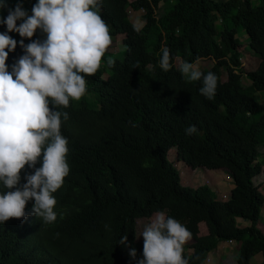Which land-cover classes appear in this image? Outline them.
<instances>
[{"label":"trees","instance_id":"trees-1","mask_svg":"<svg viewBox=\"0 0 264 264\" xmlns=\"http://www.w3.org/2000/svg\"><path fill=\"white\" fill-rule=\"evenodd\" d=\"M161 1L168 11L153 0H14L21 13L0 3V264H204L230 241L235 264L264 257V0ZM242 33L255 72L242 67ZM118 35L125 49L110 59L105 38ZM204 59L215 66L195 72ZM172 149L191 169L230 173L228 200L184 186ZM157 213L164 222L141 238L139 221ZM191 214L205 236L183 229Z\"/></svg>","mask_w":264,"mask_h":264},{"label":"rangeland","instance_id":"rangeland-1","mask_svg":"<svg viewBox=\"0 0 264 264\" xmlns=\"http://www.w3.org/2000/svg\"><path fill=\"white\" fill-rule=\"evenodd\" d=\"M175 1L176 0H174V2ZM153 2H156L158 6L165 11H168L169 5L172 4V2H170L168 3L169 5H167V3H164L161 0H153ZM0 3H2V6L5 10L11 11L15 9V10H18L20 13L22 12L18 8V6L14 3V0H0ZM129 12L131 16V21L138 28H141L143 26V20H142V17H140L142 14L133 12L131 8L129 9ZM70 21L71 20L69 19L65 24L69 25ZM123 39H124V36L122 35H118L116 37H106L105 38V41L107 42L108 47H109V52L111 53L110 59H115L117 57L122 58L121 53L125 49L123 45ZM236 39L238 40V43H239V57H240V61L242 63V67L244 71L246 73L255 72L261 63V60L257 58L254 52L250 49L247 35L245 33H242L238 35ZM214 66H215L214 61L210 59H204V60L197 62L193 66V70L198 73L204 70H210ZM220 71H221V79L226 81L227 72L225 71L224 68H222ZM105 78H107V76H105ZM244 82L247 83V80H245ZM256 97L260 103H264V92L258 93ZM169 160L173 163L175 168L180 172L181 182L186 187L197 189L198 187H201V186H208L209 188H211V191H213L217 197L218 192H220L219 194L228 193L230 191V188L233 185V181H232L233 178L230 175V173H228L227 171L217 170L212 167L213 165L208 164V165H203L201 168L191 169L189 166H187L185 162H183L181 159L180 160L178 159L176 149H172L169 152ZM260 162L261 164L263 163V167H264V158L260 159ZM207 163H210V162L207 161ZM225 172L227 174H225ZM262 184L263 182L259 181V183L255 185L259 188ZM221 196H222V200L224 201L223 195ZM262 215H263V222H264V206L262 207ZM240 218L244 220L243 217H240ZM164 219H165V215L160 214V213L155 214L149 219H141L139 221V224L141 226V229H140L141 238H145L146 233L149 231V229L152 230L160 226L164 222ZM238 224L242 225L244 224V222L238 223ZM233 225H235V223H233ZM183 229H188L189 231L195 230L199 236H202L204 233L207 234V227L205 223L200 220L198 221V218L194 217V215L192 214L190 215V219L188 220V222L183 225ZM191 238L192 237L188 239L187 237L183 236L179 238L176 242H173L171 244V247L173 249L186 248ZM222 249L220 248V250L226 253L227 257H225L224 259L221 257L222 260H220V263H218L219 259L216 260V263L217 264H235L234 257L236 256L238 245L236 243L232 244V243L226 242L225 246H223ZM216 252L217 251H215V253ZM262 258H263L262 255H257L255 257L256 260H254L252 264H262L263 263ZM205 263L211 264L210 261H206Z\"/></svg>","mask_w":264,"mask_h":264},{"label":"crops","instance_id":"crops-1","mask_svg":"<svg viewBox=\"0 0 264 264\" xmlns=\"http://www.w3.org/2000/svg\"><path fill=\"white\" fill-rule=\"evenodd\" d=\"M263 161V160H262ZM217 170H222V171H226V170H223V169H217ZM225 174H227L226 172H225ZM233 181V180H232ZM256 181H257V183H259V181L261 182H263V184L258 188L256 185H255V187L261 192V193H263L264 194V173H262V174H260L259 176H257L255 179H254V184H257L256 183ZM208 189H210L211 190V188H209L208 186H206ZM234 188V182H233V185H232V187L230 188V191L228 192V193H222V194H219L220 192H218V195H217V199H218V201H223L222 200V196L221 195H230V192L232 191V189ZM264 206V205H263ZM232 218V220H233V223H235V227H239V228H244V227H248V226H250V222L247 220V219H245L244 217V220L243 219H241L240 217H242L241 215H232V216H229V218ZM244 222V224H242V225H240V224H238V223H243ZM258 227H259V229H261L263 232H264V222H263V215H262V218H261V220H260V222H259V224H258ZM206 235V233H204L202 236H205ZM233 243H236V242H233ZM232 243V244H233ZM225 244H226V242H221L219 245H218V248L215 250V251H217L218 252V254H217V252L215 253V251L214 252H211L209 255H208V259L206 260V261H210L211 262V264H217L216 263V260H218L219 259V262L218 263H220V260H222V258L224 259L225 257H227L226 256V253H224V251H222L223 249V246H225ZM237 244V243H236ZM220 248L222 249V250H220ZM219 250H220V252H219ZM236 254H237V252H236ZM259 255H262V254H259ZM222 257V258H221ZM259 257V256H258ZM254 260H256L255 259V257L251 260V264H252V262H254ZM262 264H264V257L262 258ZM206 264V263H205Z\"/></svg>","mask_w":264,"mask_h":264},{"label":"built area","instance_id":"built-area-1","mask_svg":"<svg viewBox=\"0 0 264 264\" xmlns=\"http://www.w3.org/2000/svg\"><path fill=\"white\" fill-rule=\"evenodd\" d=\"M224 201L228 200V195H223ZM229 243H232L231 241Z\"/></svg>","mask_w":264,"mask_h":264},{"label":"clouds","instance_id":"clouds-1","mask_svg":"<svg viewBox=\"0 0 264 264\" xmlns=\"http://www.w3.org/2000/svg\"><path fill=\"white\" fill-rule=\"evenodd\" d=\"M228 243V242H227ZM233 243V242H232Z\"/></svg>","mask_w":264,"mask_h":264}]
</instances>
